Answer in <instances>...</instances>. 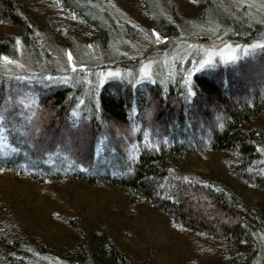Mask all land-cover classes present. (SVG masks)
I'll use <instances>...</instances> for the list:
<instances>
[{
	"label": "trees",
	"instance_id": "obj_1",
	"mask_svg": "<svg viewBox=\"0 0 264 264\" xmlns=\"http://www.w3.org/2000/svg\"><path fill=\"white\" fill-rule=\"evenodd\" d=\"M147 26L248 44L264 39V0H0V55L22 43L34 67L0 72V264H264V47L188 78L98 83L54 60L93 43L125 68L150 53ZM206 152L220 171L188 166ZM67 182L117 188V213L156 216L167 238L135 254ZM169 244L181 251L157 260Z\"/></svg>",
	"mask_w": 264,
	"mask_h": 264
},
{
	"label": "rangeland",
	"instance_id": "obj_2",
	"mask_svg": "<svg viewBox=\"0 0 264 264\" xmlns=\"http://www.w3.org/2000/svg\"><path fill=\"white\" fill-rule=\"evenodd\" d=\"M249 1L257 3V0ZM143 31L147 36L148 42L152 45V49L150 53H148L147 58H139L138 62L133 61L129 65L123 66L125 68H120L113 62L107 63L104 61L93 43L86 45L81 52L76 55L63 47L56 46L54 50V60L57 63V67L60 68V71L79 69L81 72L87 74L93 73L98 83L112 77H131L135 80L145 78L153 79L160 76L172 78L176 72L178 75L188 78L195 70L200 68L201 64L206 60H211V63L215 61H226L229 56L235 57L240 53L251 51L258 46L264 45V39L248 44H231L218 40L199 43L195 39L184 36V34L166 39L162 42L161 38L156 35L151 27H144ZM33 68L34 67L28 60L27 53L22 43L17 45L14 54L8 56L0 55V72L2 73L32 72L34 71ZM141 69H143L144 72H142ZM2 143L0 139V146ZM101 146L102 140H100L98 145L97 156L103 153L101 151ZM50 162L52 163L51 160ZM102 162L106 163V161L102 159V161L97 164L101 165ZM188 166L204 172H217L222 169V163L212 152H206L203 157L198 159L191 158L188 161ZM52 168H55V166H52ZM227 177L229 178L228 175ZM67 185L68 186H64L62 189L74 187L72 190L73 194L82 195L86 206V214L91 215L89 211L94 209L93 214L96 213L97 215H101L104 219L110 221L111 225H114L113 223L116 220L117 233L123 229L126 231V234H128V232L130 233L128 236L121 234L119 239L121 242L125 241L128 243L129 246L133 248L135 254L141 253V249L143 250L142 243L146 244L145 241L152 245L156 241L164 242L163 240L167 238V236H164L166 233L156 216H150L145 213L141 214L140 210L139 212L133 211L130 206H126V211H124L123 215L118 214L117 212L121 209L118 206L119 202L117 200L121 193L117 188L104 185L100 188L95 187L92 192H89L85 185H83L85 189L77 190V188L82 187V184L78 182H67ZM103 203L106 205L100 206L101 204L103 205ZM36 204L38 206L42 205L43 208L45 206L40 200H37ZM112 206H114V208H112ZM56 208H59V206ZM127 211L133 214V218H131V215L128 214ZM57 213H61V210L57 211ZM57 213L55 212L54 218L59 220ZM126 214L128 215L125 218L124 216ZM63 216L64 214H61L60 219L63 218ZM169 245L170 250L160 249L155 252L157 260L164 261L166 259V251L170 252L172 258L181 251L176 248L177 245ZM175 248L176 250H174ZM212 249L213 246L210 250L211 253L214 251L213 254L218 251L217 249ZM154 251L153 249L152 253H154Z\"/></svg>",
	"mask_w": 264,
	"mask_h": 264
},
{
	"label": "snow or ice",
	"instance_id": "obj_3",
	"mask_svg": "<svg viewBox=\"0 0 264 264\" xmlns=\"http://www.w3.org/2000/svg\"><path fill=\"white\" fill-rule=\"evenodd\" d=\"M226 47H227V46H226ZM260 47H264V45H262V46H260ZM233 59H234L233 56H229V57H228V61H229V62H231ZM210 63H211V60H206V61H204V62L201 64V67L205 66V64H210ZM141 71L144 72L143 69H141ZM0 119H3V117L0 116Z\"/></svg>",
	"mask_w": 264,
	"mask_h": 264
}]
</instances>
